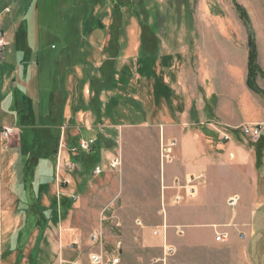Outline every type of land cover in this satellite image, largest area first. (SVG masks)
Listing matches in <instances>:
<instances>
[{
    "label": "rangeland",
    "instance_id": "1",
    "mask_svg": "<svg viewBox=\"0 0 264 264\" xmlns=\"http://www.w3.org/2000/svg\"><path fill=\"white\" fill-rule=\"evenodd\" d=\"M93 1L96 4L91 0H36L35 5H38L39 9L35 10L34 5L31 10V13L38 11V31L45 36L43 38L45 42L40 47L41 51L38 55L40 60L42 59V63L36 66L43 82L40 83L42 90L36 93L34 95L35 98L32 99H37V102L40 103L39 116L43 117L46 115L47 119L42 118L39 120L41 124L49 122L48 120L52 118L59 117L61 120L62 114L56 115V105L50 107L48 104L52 99L57 102L62 100L63 91L61 86L63 83L62 81L58 82L57 79L63 77L65 73L62 68L63 64H58V67H52V63L44 60V57L61 54L62 47L64 45L68 46L69 41L74 39L76 41L71 44V49H77L80 45L82 46L86 35L85 44L88 46L86 57L90 58L94 65H98L102 58H112L116 53V49L114 53L108 51L107 44H105L107 42H104L107 36L104 38L100 33L99 43L102 45L100 46L102 51L100 49L95 50L92 45L97 37L90 35V30L98 28L97 31L102 32L103 29L108 31L118 29L117 31L121 34L118 35L116 33V38L122 39L121 43H123L121 44L123 48L117 54L118 69L121 71L123 67H127L131 75L127 81H121L120 73L118 72L117 78L115 77L117 82L112 87L113 89L104 90L99 95L102 99V113H104L102 121L99 122L104 127H101V130L97 129V133L94 130L88 131L83 128V138L93 139L94 147H96L95 151L98 152L97 155H94V152L89 153L91 148L88 151H79L83 155L89 153L84 162L89 176L92 175L95 166L103 167L104 165L105 170L120 174L128 170L130 172L129 166L134 164L135 160L141 164L139 171L143 170L142 161L144 160L145 163L150 162V167H152L153 161L165 162L168 156L169 158L172 156L170 148L162 147V145L158 144V149H151L148 143L146 147H143L146 142H139L142 141L141 135H147L150 137L149 141H153L155 133L142 132L139 128H133L132 125L176 123L182 117L183 108H187L191 104L195 105L197 109L195 111H197L198 116V122L193 121V123H197L200 126L207 123L210 127H216L221 132H227L231 126H251L264 120V97L250 91L245 85L248 25L254 34L257 48V64L264 72V0H235L245 8L249 17L248 24H245L238 17L232 0H147L144 6L142 3L145 0H132L131 3L129 2L130 0H110V2L114 1L116 6L117 4H123L124 6H122L121 13H118V9L113 13L114 15H109V18H106L105 14L100 16V12L105 11V8L109 7L110 4H106L105 1L101 5L97 0ZM133 3L136 8H127L128 5L131 6ZM10 10L11 8L9 7H6L3 11L0 10V24H2L5 15ZM145 13L147 16H145ZM121 21L122 23L120 24ZM29 26L32 28V25ZM149 27L160 30L159 37L161 39H159L161 45L158 56L165 54L166 57H162V61L170 60L172 62L170 68H166L167 63L164 65V63L160 62H155L154 66L157 82L161 85V88L165 87L162 81L164 83L170 82L175 91L173 99L175 104L172 107L167 106V97L164 95L165 90H163L161 98L160 95L156 98L151 90V87L153 89V86H151L153 81L140 76L136 71V62L140 61L143 63L142 58L136 59L138 58L137 46L140 38H142ZM139 29L141 36H139ZM78 33L81 36H78ZM0 35L6 41L7 34L0 31ZM111 38L110 36L108 37L109 40ZM153 41L156 47L157 43L154 36ZM6 45L7 43L4 48ZM51 45H53L52 48ZM140 54L142 53L140 52ZM166 54L171 56V59ZM73 55L75 59L72 57V62L79 60L77 51H73ZM7 60V58H4V54L0 58V128L3 125L13 127L15 134L8 140H2L0 136V193H3L0 197V202L4 206L0 205V264H70V260L82 259L79 254L85 249L82 248L79 241L74 240V245V242L64 243L61 241L63 228L64 237L67 236L63 222L69 220L68 217L70 215H74L71 211L63 213L60 209L61 202L63 204L62 198L64 197L63 192L66 184L62 182L65 173L62 167L59 170L60 172L57 173L55 165L53 166L54 183L49 191L45 189L42 191L43 195H45L43 200H38L39 194L36 186L26 188L30 176L33 177L35 174V171H33L34 164L37 163V158L33 157V159H30L32 157L31 153L39 149L38 141L44 143L49 140L48 131L40 127L37 129L20 128L19 119L15 118V115L4 106V88L8 87L10 84L9 79H11L10 76H6L11 72L10 69H5ZM82 60L81 63L84 64ZM93 68L95 67L86 64L85 69H77V72L81 74L85 72L94 73L95 69ZM67 71L68 69H66ZM5 78L9 81L5 82ZM13 83L15 84L16 81ZM256 83L264 91V78L258 76ZM79 86L81 87V84L78 85V83L71 82L69 90L73 92L74 88L77 87L78 89ZM92 89L94 90V86L90 88L87 84L85 86L82 85V91H84L85 95L88 91L90 96H92ZM115 93L123 94L127 97L126 106L124 103L117 107L114 106L113 109L106 106L109 98L113 97ZM71 95L72 97H77L76 94L72 93ZM210 96L213 97L210 98ZM52 110H54L53 114ZM108 110L112 116L105 114ZM88 112L90 113L88 118L94 125L96 122H94L95 117L93 116L96 115L94 113L92 116L90 110ZM62 117L63 121H65V114ZM60 120L58 119L57 122H60ZM105 125L114 126L105 127ZM108 129H111V131ZM76 130V128L70 130V128L64 126L63 122L59 127L58 143L59 140H62L65 146L68 147L70 143L76 140L75 138L78 134ZM215 133H217L218 142L224 143L219 132ZM121 135L124 138V149H121ZM19 137L23 140V143L20 148L17 147L18 149L16 148L15 150L14 147L18 145ZM102 137L108 139L107 143L102 142ZM243 138L242 140L246 144L247 138ZM110 139L113 141L110 142ZM227 141L234 147L224 152L226 157L224 155H216V157L221 159L220 165L224 167L221 166V170L237 171V169H234L236 164H233L232 161L235 162L236 157L238 159L241 157L238 153L240 144L239 141L232 137H229ZM135 142H138L140 149L136 150L133 148ZM209 143L210 141L208 146ZM63 153L66 154L65 149L63 150L62 148V160H64L63 156L65 155ZM113 157H119L120 165L117 169H110L107 166V163ZM244 158L245 163H247L249 157L244 155ZM243 159L240 158L242 162L244 161ZM10 163L11 166L9 165ZM46 163H50L45 170L47 176L50 177L52 175L51 162L42 159L38 162L37 168L40 172L41 168L46 166ZM214 170L219 169L215 168ZM247 170V165H243L239 171ZM11 173L18 175L20 179L19 186L17 184L19 187L17 192L14 190L16 195L15 193L9 194L7 191L9 190L8 184H10ZM15 181L17 183L18 179ZM231 183L236 186V190L231 196L226 198V204L229 205L230 197L238 196L237 203L232 206H239L242 203V199H244L240 193L244 182L241 179H235ZM26 191L27 194H25ZM29 193L31 194L29 195ZM46 196L50 197L53 205L56 201V213L53 216L52 212L48 210H40L36 206H30V203L33 205L35 199H37L43 207ZM76 199L77 195L75 201L73 199L71 201L73 200L74 203ZM46 209L48 208L46 207ZM142 214L152 217L155 213ZM87 215L88 218L82 223V228L85 230L84 238L89 240L97 227L99 214L90 212ZM172 215H175V213H172ZM29 216L32 217L31 220ZM162 216H164V213ZM46 218H48L47 222ZM217 226L215 225L214 228ZM111 227L113 226H108V232H113ZM262 237L264 238V227L262 229ZM99 240L100 236L97 234V240H90L91 243L88 247L100 246L102 243ZM104 241L102 239V242ZM86 250L89 251L90 249L87 248ZM262 258V264H264V254ZM152 264H160V262L153 261Z\"/></svg>",
    "mask_w": 264,
    "mask_h": 264
},
{
    "label": "crops",
    "instance_id": "2",
    "mask_svg": "<svg viewBox=\"0 0 264 264\" xmlns=\"http://www.w3.org/2000/svg\"><path fill=\"white\" fill-rule=\"evenodd\" d=\"M1 1V11L6 7L11 8L8 14L5 15L2 24H0V31L7 34V45L1 52V56L3 57L4 54V58L8 59L5 62V69L11 70L6 75L10 76V81L5 78V82L8 80L10 84L4 88V106L15 115V118L19 119V114H16L15 110V102L25 94L30 98L32 104H37V99H32L35 98L36 93L42 90L40 83L43 82L36 66L42 63V59L40 60L38 55L41 51L40 47L45 42L43 39L45 36L38 31V11L31 13L36 0ZM91 1L96 4L95 1ZM97 1L101 5L105 1L106 4H110L109 7L105 8L104 13L100 12V16L105 14L107 17H104L109 18L113 7L115 8L113 6L115 0L112 2L110 0ZM38 9L39 6L35 5V10ZM29 25H32V28ZM147 29L138 43L137 57L140 56V52H142L143 58L155 53V62L164 63V65L167 63L166 68H170L172 63L170 60L162 61V57H166L165 54L158 56L161 45L160 30L152 27ZM97 30L98 28L90 30V35L97 37L92 45L95 50L102 49L100 47L102 45L99 43L100 33L104 38L107 36L104 41L107 42L105 43L107 47L110 42L109 36H116V33L121 35L117 31L118 29L113 31L103 29L102 32ZM78 36H81V34L78 33ZM139 36H141L140 29ZM153 36L157 43L156 47L153 43ZM85 37L82 46L80 45L77 49H71V44L76 41L74 39L69 41L68 46L64 45L62 47L61 54L44 57V60L52 63V67L63 64L62 68L65 71L63 77L57 79L58 82L62 81L63 83L61 86L63 91L61 101L63 102V114L66 118L64 126L70 128V130L76 128L78 132L76 140L69 145L76 143L79 139H84L83 128L88 131L94 130L97 133V129L101 130V127H104L101 123L92 124V121L88 118L90 113L84 106L90 94L87 91L85 95L82 91V85L87 84L88 86V81L86 74L78 73L77 69H85L86 64L97 68L104 60L102 58L98 65H94L93 61L86 57L88 46L85 44ZM121 40L117 38L116 53H119L123 48L121 47V44H123ZM52 47L53 45H51ZM73 51L78 52L79 60L76 62H72V57L75 59ZM168 58L171 59V56ZM81 59H83L84 64L81 63ZM117 60L118 58L115 59V61ZM66 69H68L67 72ZM149 80L153 81L151 86L157 83L154 77ZM14 81L16 83L12 84ZM71 82L81 84V87L79 86L78 89L75 87L71 92L69 90ZM162 84L168 89V93H171L166 100L167 106L172 107L175 104L173 102L175 91L170 82L164 83L162 81ZM151 90L153 91L152 87ZM72 93L76 94L77 97H72ZM80 97L82 102H79ZM195 110L197 109L194 104L183 108L182 117L176 123L132 125L133 128H139L142 132L155 133L153 141H149L150 137L147 135H141L142 141L136 140L141 143L146 142L143 147H146L148 143L151 149H158L159 144L162 147L170 148V153L172 152V156L170 158L168 156L163 163L159 160L153 161L152 167H150V162L145 163V160L142 161V171L138 170L141 164L135 160L134 164L129 166L130 172L128 170L120 174L112 173L105 170L103 165V167L99 166L100 173H95L93 170L92 175L89 176L84 165L87 158L82 157L81 160L75 161L72 159L75 154L66 151V154L63 153L65 154L63 161H69L73 165L72 169L63 168L65 173L63 178L68 180L63 195L69 199L77 195V199L74 203L72 200V203L65 210V213L71 211L74 215H70L69 220L63 222L67 236L64 237L63 228L61 241L64 243L74 242V245V240H76L81 242L82 248L85 249L79 254L82 259L70 260L71 262L93 264L89 260V253H100L105 259L117 257L119 260L117 264H152L154 260L162 257V246L167 244L174 247L175 251L167 258L165 264H262L264 254V238L262 237L264 227V133L261 140L252 142L246 139L236 126H231L230 130L224 132L229 137L239 141L238 153L241 156L240 158L243 159L244 155L249 157L247 163H245V158L242 162L240 158L236 157V161H232V163L236 164L234 169H237V171H224L221 170V159L217 158L216 155L226 157L224 152L231 150L234 146L227 141L228 139H222V132L216 127H213V129L207 123L202 126L193 123V121L198 122L197 111ZM110 126L113 127L114 125H105V127ZM108 130L111 131V129ZM204 131H208L210 134H205ZM233 131H236V133L233 134ZM215 132H219L224 143L218 142L217 133ZM243 137L247 141L246 144L242 140ZM107 140L102 137V142L107 143ZM206 140L210 141L209 146ZM18 141V145L14 147L15 150L21 146L19 139ZM112 141L110 139V142ZM123 142L124 138L121 135V149H124ZM216 143L219 145L217 146ZM133 148L140 149L138 142H135ZM49 164L46 163V166L42 167L40 172L36 168L37 170L32 178L33 182L35 181L34 187L41 184V186L46 187L45 190L49 191L51 185L53 186V170L50 177L45 172ZM51 165L53 169L55 161L51 162ZM243 165H247V171H239ZM215 168L219 170H214ZM11 174L12 179L10 178V184H8L9 190L6 187L5 189L9 194H14L19 188V182L16 183L15 180L18 179L19 181L20 179L18 175ZM196 176H200L199 180L189 185L188 180L190 177ZM235 179H241L244 182L240 191L241 197L244 199H242L239 206H230L226 204V198L236 190V186L231 183ZM29 186L30 184H27L26 188ZM25 194H27V191ZM1 195L3 193H0V197ZM175 196L181 197V200L174 202ZM43 197L45 195L41 193L40 199L43 200ZM51 201L50 197L46 196L43 207L49 208ZM90 212L98 213L99 217L97 218L99 221L94 233L91 234L94 239L89 236L90 239L87 240L84 238L85 230L82 228V223L88 218L87 213ZM142 213L155 214L148 217ZM163 213L164 216H162ZM172 213H175V215H172ZM162 224H165V230L161 228ZM215 225L219 227L214 228ZM108 226L114 227H111L113 232L107 231ZM155 228L158 229L156 235L153 234ZM177 228L183 230L181 235L177 234ZM218 231L227 233L228 237L225 241H215L214 237ZM240 233L244 235V238H240ZM97 234L100 236L99 241L102 244L88 247L91 243L90 240H97ZM102 239L105 241L102 242ZM87 248L90 249V252L86 250Z\"/></svg>",
    "mask_w": 264,
    "mask_h": 264
},
{
    "label": "trees",
    "instance_id": "3",
    "mask_svg": "<svg viewBox=\"0 0 264 264\" xmlns=\"http://www.w3.org/2000/svg\"><path fill=\"white\" fill-rule=\"evenodd\" d=\"M146 1L147 0L143 1V3H142L143 6H144V3ZM129 2L131 3L132 0H130ZM232 4H233L235 12L237 13L240 20H242L245 24L246 23L248 24L249 23V17H248V14H247L245 8L241 4L236 2L235 0H232ZM122 5L123 4H121V5L117 4V6L115 5V8L113 7V9H112L111 15H114L113 13L116 12L118 9H119L118 13H121L122 12ZM128 7L136 8V5L134 6V3H133V6L128 5L127 8ZM145 16H147L146 13H145ZM122 21L120 22V24L122 23ZM249 27L250 26L248 25L247 39H246L247 55H246L245 85L250 91H252L256 94H260L264 97V91L262 89H260L256 83V79L258 76L264 78V72H263V70H261L260 66L257 64L256 43H255V39H254V34ZM111 37L112 38H111L109 45H108V51H111V53H114L115 49L117 47L116 46L117 38H116V36H111ZM117 54L118 53H115V55L110 59L108 57H106L102 61L101 65L99 67L93 68V69H95L94 73L85 72L86 79L88 81V87L91 88L94 86V90L92 89L93 95L88 98V100L84 106H85L87 111L88 110L91 111L92 116L95 113L96 116H93V117H95L94 122H96V123H94V124L101 123L99 121H102V116L104 115V113H102V102H101L100 96H99L100 93L104 90L113 89L112 87H114V85H116V82H117L115 77L117 78L116 75L118 74V72L120 73L119 77H120L121 81L122 80L127 81L131 75L127 67L126 68L123 67L121 69V71L118 69L119 63L117 61H115V59L117 58ZM141 58H142L143 63H141L140 61L136 62V65H137L136 71L142 77H145L147 79H151L152 77H154L157 81V78H156V75L154 72L156 54L154 53V55L146 56L144 58H143V55L140 54V56L137 59L139 60ZM158 80H159V78H158ZM38 87H39V84H38ZM163 90H165V94H164L165 97L169 98L171 93H168V89L166 87L161 88V85L158 84V82L153 86V96H155L156 98L159 97V95L162 96ZM121 103H124V104L127 103V97L123 94L121 95V94L115 93V95H113V97L111 96L109 98V101H108V103H106L107 104L106 106L113 109L114 106L115 107L120 106ZM15 104H16V107H15L16 114H19L18 118H19V122H20V124H19L20 128L29 127V128H36L37 129L38 127H40L41 129H45L48 131L47 133H48L49 140H47V142H44V143H41L38 141L39 149H37V151L31 153L32 157L30 159H33V157L37 158V163L34 164V170H33V171H36L37 170L36 169L37 164L40 160L45 159L48 162H54V160H55V156H56L57 148H58L59 127L64 122L63 117H62V115H63V102L62 101L57 102L56 100L52 99L50 101V103L48 104V106H50V107H54L56 105L55 112H56L57 116H59L60 113L62 114L61 120L59 117L52 118L51 120L50 119L48 120L49 122H47V123L44 122L43 124H41L39 122V120L42 118H45V119H47V118H46V115L43 117L39 116L40 103L37 102V104H35V103L32 104L30 98L24 94L15 102ZM91 105H93V106H91ZM60 108H61V110H60ZM53 111L54 110L51 111L52 114H53ZM105 114L108 116H112L109 110L106 111ZM58 119L60 120V122H57ZM114 120H116V119H114ZM204 133L210 134V132H208V131H204ZM232 133L235 134L236 131H233ZM263 133H264V130L262 131L261 136L258 139V141L263 138ZM19 140H20V143L22 145L23 140L20 137H19ZM95 148L96 147H94V145H93L91 147L89 153L94 152V155H97L98 152L95 151ZM88 154L83 155L82 153H78L77 155L73 156L72 159L75 161L81 160L82 157L87 158ZM258 156H261V155H258ZM51 171H52V165H51ZM32 178L33 177L30 176L29 181H28V184H30L31 187L33 186V183H34ZM36 189L38 190V194H39L38 200H39L42 191L44 189H46V187L41 186V184H40L36 187ZM30 194L31 193H29V195ZM38 200L35 199L34 204L32 205L30 203V206H32V207L36 206L40 210H45V211L48 210L49 212H52V215L56 213V210H55L56 209V201H55L54 205H53V202L51 201V206L48 209H46L45 207H42L40 205V202ZM62 201H63V204L61 202L60 209L64 213L65 210L67 209V207L69 206V204H70L69 202H71V199L66 198L64 196L62 198ZM27 204H28V202H27ZM29 219L31 220L32 217L29 216ZM47 220H48V218H46V222H47ZM36 225H37V223H36Z\"/></svg>",
    "mask_w": 264,
    "mask_h": 264
},
{
    "label": "built area",
    "instance_id": "4",
    "mask_svg": "<svg viewBox=\"0 0 264 264\" xmlns=\"http://www.w3.org/2000/svg\"><path fill=\"white\" fill-rule=\"evenodd\" d=\"M7 43V41H5V39L3 38V36L0 35V58H2L1 56V52L4 49L5 44ZM241 131V133L250 141L252 142H256L258 141V139L261 136L262 131L264 130V120L253 124L251 126L245 125L242 127H238ZM13 134H15V129L13 127L7 126V125H3L0 128V136L2 140H8ZM229 138V135L227 133L222 132V139L227 140ZM94 144V140L93 139H79L76 143L69 145L68 147L65 146V144L62 142V140H59L58 143V148H57V156H56V162H55V167H56V172L59 173L60 168L62 167L65 169H72L73 165L71 162L67 161L64 162L61 159V150L63 148V150L65 149V151L67 153L70 154H76L79 153V151H88L92 145ZM109 167L112 169H117L120 165V161H119V157H113L109 160L108 162ZM101 169L99 166H95L94 168V172L95 173H100ZM200 176H196V177H190V179L188 180V184L192 185L193 183H195L197 180H199ZM62 182L65 184L68 182L67 178H63ZM76 198V196H74L72 199L74 200ZM181 200V197L179 196H175L174 197V202H179ZM238 201V196H233L230 197L229 199V205H235ZM162 229L165 230L166 226L165 224H163L161 226ZM178 235H181L183 233V230L181 228H177L176 230ZM153 234L156 235L158 234V229L155 228L153 230ZM240 238H243L244 235L242 233L239 234ZM228 235L225 232H217L215 234V241H225L227 239ZM92 239H94V236L92 237ZM175 249L174 247L170 246V245H163L162 246V257L160 259H156L154 260V262H160L161 264H165L167 258L172 255L174 253ZM89 260L93 263V264H117L119 262L117 257H114L112 259H105L103 257L102 254L100 253H92L89 255ZM70 264H77L76 262H71Z\"/></svg>",
    "mask_w": 264,
    "mask_h": 264
}]
</instances>
